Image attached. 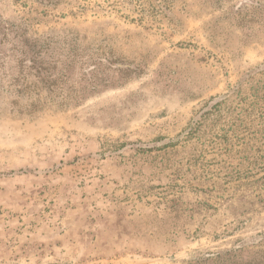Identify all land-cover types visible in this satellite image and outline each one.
Wrapping results in <instances>:
<instances>
[{"label":"rangeland","instance_id":"374dc122","mask_svg":"<svg viewBox=\"0 0 264 264\" xmlns=\"http://www.w3.org/2000/svg\"><path fill=\"white\" fill-rule=\"evenodd\" d=\"M262 70L264 0H0V264H264L158 158Z\"/></svg>","mask_w":264,"mask_h":264},{"label":"trees","instance_id":"16d2710c","mask_svg":"<svg viewBox=\"0 0 264 264\" xmlns=\"http://www.w3.org/2000/svg\"><path fill=\"white\" fill-rule=\"evenodd\" d=\"M162 150L161 163L190 173L185 184L205 192L210 209L235 200L264 206V70L208 103Z\"/></svg>","mask_w":264,"mask_h":264}]
</instances>
